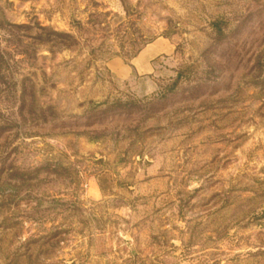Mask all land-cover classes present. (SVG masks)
Returning a JSON list of instances; mask_svg holds the SVG:
<instances>
[{"label":"rangeland","instance_id":"obj_1","mask_svg":"<svg viewBox=\"0 0 264 264\" xmlns=\"http://www.w3.org/2000/svg\"><path fill=\"white\" fill-rule=\"evenodd\" d=\"M0 264H264V0H0Z\"/></svg>","mask_w":264,"mask_h":264},{"label":"trees","instance_id":"obj_2","mask_svg":"<svg viewBox=\"0 0 264 264\" xmlns=\"http://www.w3.org/2000/svg\"><path fill=\"white\" fill-rule=\"evenodd\" d=\"M221 22H215V29L217 31L218 34H222V27H221ZM130 28L125 27V30L121 31L122 32V36H121V46L124 45H131L135 42L136 39H131V33H130ZM52 34L54 36L57 37V39L59 40H63L65 37V35L60 34V33H55L52 32ZM140 38V37H139ZM144 44L148 43V42H143ZM140 50V48H138L135 52L134 55Z\"/></svg>","mask_w":264,"mask_h":264}]
</instances>
